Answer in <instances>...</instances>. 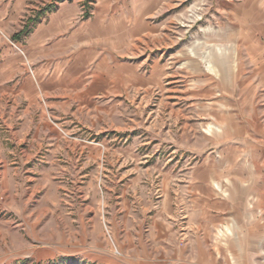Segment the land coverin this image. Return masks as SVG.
<instances>
[{"label":"rangeland","instance_id":"1","mask_svg":"<svg viewBox=\"0 0 264 264\" xmlns=\"http://www.w3.org/2000/svg\"><path fill=\"white\" fill-rule=\"evenodd\" d=\"M22 1L0 12V48L20 52L61 5L129 33L123 45L91 39L90 73L62 92V124L44 111L59 134L42 141L51 156H26L31 139L8 157L0 264L190 262L195 223L264 180V0Z\"/></svg>","mask_w":264,"mask_h":264},{"label":"crops","instance_id":"2","mask_svg":"<svg viewBox=\"0 0 264 264\" xmlns=\"http://www.w3.org/2000/svg\"><path fill=\"white\" fill-rule=\"evenodd\" d=\"M1 3L0 12L4 13L20 12L24 5L22 0L12 4L1 0ZM75 11V5H61L48 20H38L20 52L9 45L0 48V177L4 178L1 189L9 187L14 168L8 157L16 155V143L31 139L39 143L38 147L33 145L37 147L33 152L28 150L33 142L23 147L26 156L40 151L42 156H51L55 151L41 146L44 139L49 143L51 137H59L56 130H51L52 124L45 118L44 111L60 118L61 121L53 120L55 125L62 124V92L70 86L75 90L82 84V77L90 73L91 39L98 38L105 44L112 36L121 44L129 33L123 20L95 17L94 20L74 21ZM83 44L89 49L84 50ZM101 53L99 61L105 63L108 61L105 49ZM22 58L36 61V66L26 69L20 64ZM20 96L23 102L18 100ZM39 126H46L49 131L42 134ZM28 127H36V130L28 132ZM246 187L250 192L246 191L245 196L230 197L223 203L221 212H210L195 223L196 237L190 251L197 255L186 264H264L261 258L264 251V245L261 246L264 243V180L251 181ZM7 191L12 193L11 197L15 193L13 188Z\"/></svg>","mask_w":264,"mask_h":264},{"label":"trees","instance_id":"3","mask_svg":"<svg viewBox=\"0 0 264 264\" xmlns=\"http://www.w3.org/2000/svg\"><path fill=\"white\" fill-rule=\"evenodd\" d=\"M26 30H27L26 27H24V29L21 30L19 33L15 34L14 37H20L21 34H23Z\"/></svg>","mask_w":264,"mask_h":264}]
</instances>
